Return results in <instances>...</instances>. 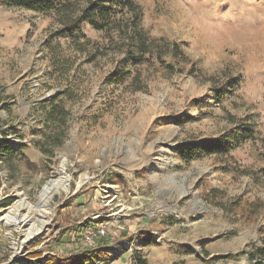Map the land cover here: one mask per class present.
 Returning a JSON list of instances; mask_svg holds the SVG:
<instances>
[{
    "label": "rangeland",
    "instance_id": "374dc122",
    "mask_svg": "<svg viewBox=\"0 0 264 264\" xmlns=\"http://www.w3.org/2000/svg\"><path fill=\"white\" fill-rule=\"evenodd\" d=\"M133 1L142 27L177 42L192 61L174 73L143 66L141 90L105 83L123 65L114 50L93 61L76 54L68 79L49 76L57 21L0 5V141L14 149L0 159V264H71L86 250L89 264H132L129 254L139 249L148 264H248L235 254L259 243L264 0ZM82 30L94 44L108 43L88 26ZM66 87L75 94L62 98L68 119L49 124L39 103ZM213 89L230 92L219 99ZM242 124L252 126L253 137L228 155L181 159L182 142L233 134ZM62 131L61 146L45 153L50 135ZM62 164L67 188L43 204L41 190ZM108 208L115 223L106 243H84L83 225L100 223ZM144 233L153 245L140 246Z\"/></svg>",
    "mask_w": 264,
    "mask_h": 264
},
{
    "label": "trees",
    "instance_id": "16d2710c",
    "mask_svg": "<svg viewBox=\"0 0 264 264\" xmlns=\"http://www.w3.org/2000/svg\"><path fill=\"white\" fill-rule=\"evenodd\" d=\"M0 5L23 8L51 16L57 21L59 27L53 34V42L50 43L51 69L48 71L49 76L56 79H68L70 71L77 67L76 54H86L88 60L93 61L98 56H105L109 50L123 54V65L110 72L105 77V83L119 86L130 82L134 90H141L145 86L141 78V68L145 65L155 66L156 64L165 69L169 68L170 73L182 72L186 66L192 65V61L177 42L167 37H153L142 27L140 24L141 9L133 0H0ZM84 25L101 33L108 43L106 45L94 44V41L82 30ZM60 38L65 39L66 48H63ZM65 50L74 54L65 55ZM235 84L229 83L231 91L236 88ZM68 88L66 87L62 94L57 93L39 103L49 124L60 126L66 123L69 110L65 108L62 98H72L75 95L74 89ZM213 91L219 99L224 98L226 93L230 92L227 89H213ZM192 119L194 118L188 117L187 121ZM177 122L182 121L178 120ZM251 137H253L252 126L242 124L239 130L233 134H226L219 138L182 142L178 146V152L181 159L188 164L202 156H226ZM62 140L63 131L50 135L49 147H43L42 150L45 153L51 152L50 148L61 146ZM13 150L7 141H0V159H3L4 156H11ZM216 196L214 195L211 200ZM10 203L11 200L6 199L1 205L5 207ZM89 224L85 223L84 228ZM259 233L261 236L258 244H247L235 256H245L248 264H264V226L259 230ZM147 235V233L140 235V246H151L155 243L152 237ZM75 238L76 229L74 228L72 239L75 240ZM105 243V237H100L90 246L95 248L103 246ZM90 246L88 247L91 248ZM186 252L192 253L190 249H187ZM89 253L90 251L86 250L85 254L78 256L71 264H89L92 260ZM205 256H209V254L205 252ZM224 257H231V254L212 255L210 260L216 261ZM131 258L132 264H148L141 249L133 252ZM12 264L21 263L16 261ZM174 264L184 263L181 261Z\"/></svg>",
    "mask_w": 264,
    "mask_h": 264
},
{
    "label": "built area",
    "instance_id": "2783aa9c",
    "mask_svg": "<svg viewBox=\"0 0 264 264\" xmlns=\"http://www.w3.org/2000/svg\"><path fill=\"white\" fill-rule=\"evenodd\" d=\"M115 198V195H113V198L109 201L113 200ZM109 209V208H108ZM115 214L112 209H109V212H107L105 215H103L101 218L103 220L100 223H94L89 224L86 228H84L82 232L81 239L84 241V243L87 244H94L95 241L100 237H107V227L109 225H114L115 221L113 219H110L109 217ZM98 217L99 215H95V217Z\"/></svg>",
    "mask_w": 264,
    "mask_h": 264
},
{
    "label": "bare ground",
    "instance_id": "6f19581e",
    "mask_svg": "<svg viewBox=\"0 0 264 264\" xmlns=\"http://www.w3.org/2000/svg\"><path fill=\"white\" fill-rule=\"evenodd\" d=\"M64 164H62L58 169L57 173L59 176H57L54 179H51L48 181L43 189L41 190L40 193V199L43 204L47 203V201L52 197V195L58 191L59 189H66L68 182H69V177L64 176ZM85 177H83L84 179Z\"/></svg>",
    "mask_w": 264,
    "mask_h": 264
},
{
    "label": "crops",
    "instance_id": "0c3cea01",
    "mask_svg": "<svg viewBox=\"0 0 264 264\" xmlns=\"http://www.w3.org/2000/svg\"><path fill=\"white\" fill-rule=\"evenodd\" d=\"M124 253H126V252H124ZM129 255H132V254H129ZM120 258H122V256Z\"/></svg>",
    "mask_w": 264,
    "mask_h": 264
}]
</instances>
